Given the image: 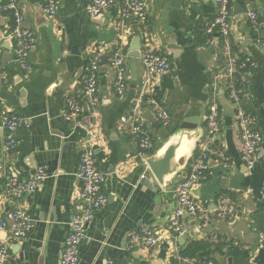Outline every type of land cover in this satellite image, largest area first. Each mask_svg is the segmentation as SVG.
Instances as JSON below:
<instances>
[{"label": "crops", "instance_id": "0c3cea01", "mask_svg": "<svg viewBox=\"0 0 264 264\" xmlns=\"http://www.w3.org/2000/svg\"><path fill=\"white\" fill-rule=\"evenodd\" d=\"M58 1V11L50 18L43 12L45 0H17L25 26L34 35L27 56L30 71L13 60L15 40L5 35L10 19L1 16L0 124L11 117L28 123L12 133V149L7 146L11 134L0 132V221L22 205L34 222L21 240L11 241L9 233L0 230V249L7 252L8 264H60L71 220L83 206L77 168L86 132L92 128L97 134L93 156L97 169L106 174L103 193L107 201L86 228L78 264H193L178 254L195 241L222 247L221 253L212 256L217 264L220 257L224 264H264V51L257 43L264 41V29H249L246 17L253 12L264 22V0H230L231 49L253 63L242 98V106L252 114L254 128L262 136L252 170L241 160L233 106L214 84L225 67L224 40L206 32L215 16L214 0H145L144 26L124 18L120 6L90 18L86 6L91 0ZM233 5L239 7L238 14ZM116 51L122 53L126 66L127 88L121 95L115 92V72L107 64ZM146 52L165 54L170 71L150 78L149 93L141 97L142 82L147 79L142 64ZM94 59L100 60L98 106L93 113L84 109L81 125L74 126L63 117L66 100L82 93L84 69ZM147 99L164 110L166 126L157 120ZM213 99L219 104L220 130L209 155L206 179L192 191L202 212L183 216L186 235L174 237L167 230L179 208L175 188L187 168L159 183L146 164L151 154L144 162L138 156L132 127L141 124L156 151L187 119L202 118ZM190 138L180 141L173 162L190 152L194 145ZM219 151L228 159L226 165ZM39 167L45 169L47 178L21 200L12 199L6 178L27 182ZM222 198L232 206L234 216H218ZM142 228L159 234L156 247H130L129 232Z\"/></svg>", "mask_w": 264, "mask_h": 264}, {"label": "built area", "instance_id": "2783aa9c", "mask_svg": "<svg viewBox=\"0 0 264 264\" xmlns=\"http://www.w3.org/2000/svg\"><path fill=\"white\" fill-rule=\"evenodd\" d=\"M215 16L208 22L206 32L209 35L218 34L225 42L222 55L225 58V67L214 78V84L227 94L229 102L234 109V120L239 130L241 140V160L247 170L254 168L257 160V152L262 142L261 134L254 128V117L242 106L244 89L247 85V73L252 68L253 63L248 56L233 52L230 45L231 33V1L214 0ZM120 6L122 16L126 19L134 20L137 24L144 26L147 22V7L145 0H91L86 6V13L90 18H95L104 14L110 8ZM58 0H45L43 12L47 17H54L58 11ZM8 16L12 22V27L6 32V38L15 40L12 48L13 60L24 71H30L27 63V56L34 44L33 32L25 26L17 0H6L0 3V17ZM247 20L252 30L264 29V22L258 20L253 12H248ZM264 51V41H257ZM99 59H94L85 69L83 75V91L76 99L66 100L64 119L80 126L84 109L95 112L98 106L97 81L99 72ZM108 66L114 70V89L117 95H121L127 88L126 66L124 56L120 51H116L107 61ZM142 64L146 71L147 79L142 82L140 96L143 97L148 91V81L154 76H163L170 71V62L165 54L146 52L142 56ZM148 100V99H147ZM148 103L153 106L157 120L162 125L168 124V117L164 110L158 109L151 99ZM219 104L213 99L208 104L207 113L204 115V130L202 138L197 142L196 150L187 167L184 178L175 188V195L179 208L173 212V219L168 227V233L175 237H183L186 230L182 228L181 220L183 216H196L202 212L201 207L192 197V191L201 184L207 175L209 155L212 151L216 135L219 133ZM27 120L17 117L4 119L0 124L1 130H6L11 134L7 146L12 149L15 141L12 133L27 125ZM95 129V128H94ZM132 134L135 136L138 145V156L145 160L154 149V143L147 130L136 124L132 127ZM97 139V134L92 129H88L83 140L79 155L77 177L81 182L80 199L82 208L75 214L70 223L69 232L64 244V250L60 259V264H78L79 247L85 238L86 228L92 221L96 212L106 204V196L103 193V186L106 181V174L97 169L92 151V145ZM222 164L226 165L228 159L223 152L217 153ZM47 178L43 167L36 169L32 178L27 182H18L15 178H6V188L8 195L14 200H21L25 194L34 192ZM218 216L221 218L234 216L232 206H229L227 199L222 198ZM34 227V222L29 218L22 205H17L9 212L5 219L0 221V230L7 231L11 241L24 239ZM130 247L154 248L159 244L160 237L157 232L148 228L130 231L128 234ZM180 259V258H179ZM9 256L4 249H0V264H8ZM198 264H217L213 258L198 261Z\"/></svg>", "mask_w": 264, "mask_h": 264}, {"label": "water", "instance_id": "95a60500", "mask_svg": "<svg viewBox=\"0 0 264 264\" xmlns=\"http://www.w3.org/2000/svg\"><path fill=\"white\" fill-rule=\"evenodd\" d=\"M239 7L237 5H233L234 14H238L237 10ZM106 15L105 13L99 16ZM98 17V16H97ZM3 24V19L0 17V26ZM132 56L137 57L138 54H133ZM234 116V113H232ZM205 112L203 113L202 118H198V120H189L187 119L184 123L181 124L180 128L175 131L165 142V144L157 149L153 154H151L146 160V164L152 173V175L156 178L159 183H163L164 179L168 176H171L178 172L179 170H183L187 168V165L192 158L196 148L195 143L202 138V124L203 117ZM86 122V120H85ZM85 125V123H84ZM87 128V125H85ZM191 135V138L189 137ZM184 138V140L189 141L192 140L194 145L190 152L187 155H183L176 162H173L176 156V150L180 144V141ZM197 146V145H196ZM175 154V155H174ZM174 159V160H173ZM173 160V161H172ZM221 257L216 259L219 264L221 263Z\"/></svg>", "mask_w": 264, "mask_h": 264}, {"label": "trees", "instance_id": "16d2710c", "mask_svg": "<svg viewBox=\"0 0 264 264\" xmlns=\"http://www.w3.org/2000/svg\"><path fill=\"white\" fill-rule=\"evenodd\" d=\"M8 26H9L8 27L9 30L12 27L11 20ZM155 149H153V151H151L150 154H153ZM221 248H222L221 246L212 244L207 241L190 242L179 252L178 257L182 260L187 259L188 261L193 262V264H198V261L206 260L207 258H212V256L215 253H221L222 252ZM232 254H237V253L236 251H233ZM172 262L175 263V260H172Z\"/></svg>", "mask_w": 264, "mask_h": 264}]
</instances>
